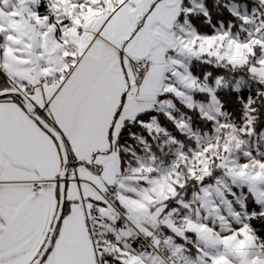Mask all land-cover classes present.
Masks as SVG:
<instances>
[{
    "label": "snow or ice",
    "instance_id": "obj_1",
    "mask_svg": "<svg viewBox=\"0 0 264 264\" xmlns=\"http://www.w3.org/2000/svg\"><path fill=\"white\" fill-rule=\"evenodd\" d=\"M0 264H264V0H0Z\"/></svg>",
    "mask_w": 264,
    "mask_h": 264
}]
</instances>
